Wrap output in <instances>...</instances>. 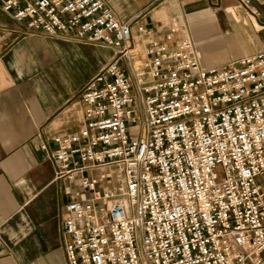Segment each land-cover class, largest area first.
Masks as SVG:
<instances>
[{"label": "built area", "instance_id": "1", "mask_svg": "<svg viewBox=\"0 0 264 264\" xmlns=\"http://www.w3.org/2000/svg\"><path fill=\"white\" fill-rule=\"evenodd\" d=\"M0 7L116 53L81 89L82 129L52 137L56 180L73 186L67 264H264V51L207 69L188 32L123 22L106 0Z\"/></svg>", "mask_w": 264, "mask_h": 264}, {"label": "crops", "instance_id": "2", "mask_svg": "<svg viewBox=\"0 0 264 264\" xmlns=\"http://www.w3.org/2000/svg\"><path fill=\"white\" fill-rule=\"evenodd\" d=\"M106 1L121 21L160 36L172 25L177 37L188 32L207 69L264 51V5L254 1L248 9L236 0ZM115 54L30 31L0 7V264H67L62 224L71 184L56 180L52 137L82 129L81 89Z\"/></svg>", "mask_w": 264, "mask_h": 264}]
</instances>
